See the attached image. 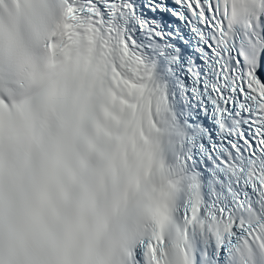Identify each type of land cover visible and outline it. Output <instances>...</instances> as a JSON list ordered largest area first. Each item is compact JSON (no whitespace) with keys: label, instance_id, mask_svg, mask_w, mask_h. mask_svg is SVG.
<instances>
[{"label":"snow or ice","instance_id":"6c2138e0","mask_svg":"<svg viewBox=\"0 0 264 264\" xmlns=\"http://www.w3.org/2000/svg\"><path fill=\"white\" fill-rule=\"evenodd\" d=\"M20 3L26 34L0 20V264H264V0H119L107 38L82 22L98 5ZM138 44L173 85L195 58L186 103ZM161 138L180 155L148 191Z\"/></svg>","mask_w":264,"mask_h":264},{"label":"clouds","instance_id":"9594fccd","mask_svg":"<svg viewBox=\"0 0 264 264\" xmlns=\"http://www.w3.org/2000/svg\"><path fill=\"white\" fill-rule=\"evenodd\" d=\"M20 7L22 10V7H23L22 0L20 3ZM10 16L17 21L20 31L26 34V28L24 24V17H23L22 11L18 12L17 10V0H3V3L0 4V20L7 21ZM161 144H162V151L158 155L157 164L154 166L153 176L151 178V181L146 186V190L148 191L155 190L156 192H159L162 190L163 185L165 183V177H166L165 169L170 164L168 160V154H167L166 138H161ZM161 164L164 165L163 169L160 168ZM143 190H145V186H142V191ZM152 227L153 225H152L151 220L146 219L143 222L144 234L147 235L149 231L152 229ZM166 238L170 241L175 239V233L171 228L167 230ZM115 242H116L115 240L111 241V243H115ZM104 249H105V245L102 244L99 249L101 255L103 254ZM173 252L174 250L169 246L168 247L169 257L173 255Z\"/></svg>","mask_w":264,"mask_h":264},{"label":"bare ground","instance_id":"6f19581e","mask_svg":"<svg viewBox=\"0 0 264 264\" xmlns=\"http://www.w3.org/2000/svg\"><path fill=\"white\" fill-rule=\"evenodd\" d=\"M105 2H106V0H105Z\"/></svg>","mask_w":264,"mask_h":264}]
</instances>
